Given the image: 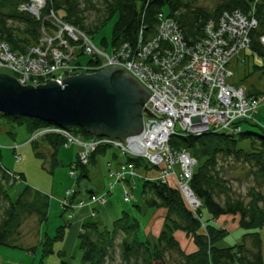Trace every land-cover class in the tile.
Returning a JSON list of instances; mask_svg holds the SVG:
<instances>
[{"label":"trees","instance_id":"16d2710c","mask_svg":"<svg viewBox=\"0 0 264 264\" xmlns=\"http://www.w3.org/2000/svg\"><path fill=\"white\" fill-rule=\"evenodd\" d=\"M32 1L0 0V41L9 44L16 54L26 53L32 46L42 45L44 33L53 31L50 23L44 19L39 20L30 13L20 10L22 6ZM107 1V15L104 20L119 15L113 33V49L126 44H136L141 30L144 31L146 39L156 35L159 14H165L166 9L168 10L166 15L176 21L185 41L191 45L201 42L206 37V26L209 22L219 23L225 13L240 11L245 16L251 13L256 15L258 26L251 32V48L247 51L259 55L264 60V47L260 41L261 36L264 35V0H221L213 10L201 6L202 0ZM69 5L67 1L64 6L60 0H47L46 14L54 10L66 24L79 29L91 38L94 30L85 32L82 22L73 19L75 11ZM9 21L20 24V27L9 25ZM80 58L87 57L81 55ZM86 60L85 63L93 64L91 59ZM249 96L261 97L257 94ZM11 122L26 125L30 134L52 127L37 119H15L0 114V128L4 123ZM70 131L86 141L94 138L82 128L76 127ZM8 133L15 136L11 130H8ZM239 136L256 137L253 138L251 153L247 154L239 149L236 140ZM39 140H45L52 147L56 164V153L61 147L66 146V139L61 135L44 136L31 142L36 150L39 148ZM170 145L174 151H187L197 161L191 189L201 202V209L193 212L177 189L158 181L143 180L145 192L149 189L153 194V198L147 202L148 206L153 211L161 209L166 211L163 228L154 243L147 239L149 236L146 234L144 235L146 238H142L140 221L127 213H124L112 228H101L96 221L88 222L84 224L79 235L83 263L104 264L106 261H113L116 252L119 251V257L124 264H166L167 253L174 251L181 257L182 264H264L262 241L259 235V230L264 227V197L253 191L252 201L248 205L232 199L221 203L217 201L216 192L222 188L216 175L220 158L244 161L254 166L257 174L264 180V136H252L250 133L244 134L243 131L237 135L225 132H209L201 136L175 135L171 138ZM106 150V147H99L91 154L89 164L93 163L92 159L96 155L103 154ZM37 155L40 156L39 153ZM2 157L0 150V176L5 182L1 193L8 203L7 218L0 225V247L22 249L13 243H15V235L19 234L16 233V229L21 226L23 214L35 215L41 223H44L48 219L50 200L47 195L30 186L25 187L16 200L11 199L10 189L23 177L17 175L19 181H12L8 174L10 171L2 165ZM130 162H133L137 169L146 165L141 160L129 158ZM76 165L78 169L82 168L78 183L89 179L88 165L82 166L79 161ZM144 168L151 170L148 165ZM136 208L139 209L140 206ZM63 210L64 214L68 212L66 208ZM204 211H207L208 216H204ZM225 216L239 218V226L245 231L244 240L249 236L253 237L252 249H248L245 243L226 248L218 246L228 234L225 228L217 225V220ZM68 226H61L56 236L48 237L46 243H41L39 247L42 248L43 260L55 253L54 244L64 239ZM177 232L185 233L193 241L196 251L186 253L175 236ZM119 236H122V239L119 246H116ZM39 247L28 250L36 255ZM58 255L61 264H72L64 251H59Z\"/></svg>","mask_w":264,"mask_h":264},{"label":"built area","instance_id":"2783aa9c","mask_svg":"<svg viewBox=\"0 0 264 264\" xmlns=\"http://www.w3.org/2000/svg\"><path fill=\"white\" fill-rule=\"evenodd\" d=\"M46 8L47 0H33L20 8L50 23L53 31L44 33L42 45L32 46L21 54L0 41V71H7L23 86H39L120 66L149 91L146 108L155 118H145L143 134L133 139L138 151L120 140L86 141L70 130L53 126L35 132L30 141L61 135L66 139V147L75 144L82 149L78 155L82 166L89 164L91 154L99 147L144 160L157 171L156 178L140 175L133 162L121 165L118 170L109 167L108 177L116 185L129 180L135 184L137 178L161 182L177 189L193 212L201 209L202 204L191 189L197 161L185 150L174 151L170 140L175 135L201 136L209 132L237 135L242 132L243 123L254 121L264 98L249 96L243 88L230 84L229 65L241 52L250 50L251 32L258 26L256 15L225 13L219 23L207 24L206 37L201 42L191 45L185 41L176 21L160 13L156 35L146 39L141 30L136 44L114 48L109 55L96 47L87 34L66 24L54 10L46 14ZM260 41L264 47V35ZM81 55L93 64L81 62ZM12 149L15 160L20 162V146ZM75 168L76 164L71 168L72 177L77 176ZM8 174L12 181H19L16 174ZM91 192L88 199L76 191H67L62 207L68 209L70 220L75 216L72 211L107 204L108 193ZM124 201L132 202L128 189ZM91 217L96 218L97 214L93 211Z\"/></svg>","mask_w":264,"mask_h":264},{"label":"rangeland","instance_id":"374dc122","mask_svg":"<svg viewBox=\"0 0 264 264\" xmlns=\"http://www.w3.org/2000/svg\"><path fill=\"white\" fill-rule=\"evenodd\" d=\"M69 2L70 7L74 8L75 14L74 20H80L85 27V32L94 30L91 38L96 47L107 52L109 55L113 52V33L114 28L118 22L119 15L116 14L104 20L107 15L106 9L108 6L107 0H60L61 4L65 6V3ZM221 0H202L201 6L208 10H213ZM69 8V7H68ZM77 12V13H76ZM165 14H168V10H165ZM104 20V22H103ZM10 22V21H9ZM9 25L13 27H20V24L10 22ZM97 26V27H96ZM87 58H81V62L85 63ZM237 65V66H236ZM233 67L234 76L229 79L230 84L238 88L246 90L247 94H257L264 98V60L257 54L249 55L246 62L243 64L238 62ZM0 73L8 74L7 71H0ZM0 150L2 152V165L13 174L23 175L25 180L17 182L9 191L11 199L16 200L22 193L25 187L30 186L43 194L48 196L50 200L48 219L41 223L39 218L35 215L23 214L21 226L16 229L15 243L18 248L0 247V264H61L58 252L60 247L65 245L66 241H58L54 244L55 253L43 260L42 248L36 255L30 253L28 249L38 246L41 243H46L48 237L53 238L56 236L58 229L64 226L68 222V213L63 214V209L60 202L65 199L66 193L69 190L76 191L83 197L86 195L90 199V193L92 188L96 186L98 189L103 188L102 191H95L96 194H101L110 190L111 195L108 200L111 201L115 207L120 210H128L127 212H138L137 219H139L142 226V238L145 239L143 231L146 230V224L148 217L153 216L151 213H155L156 218L162 214V209L153 211L148 206V200L153 198L152 192L147 189L145 192L144 181L136 179V186L132 188L128 182L120 183L116 186L115 181L109 180L107 176L106 165L102 160L106 159L99 156V164H89L88 169L90 172L89 179L85 182H79L78 178L80 173L82 174V168H75L76 177H72L71 168L77 161V155L80 151V147L75 144H71L68 147L63 146L59 149L57 155V162L55 164L52 152H54L45 140H39V148L36 150L31 143L32 134L29 133L26 125H17L11 123H4L0 128ZM11 130L15 137L8 133ZM242 131L244 134H252V136L263 137L264 136V103L259 108L258 112L254 116V121H248L242 124ZM7 132V133H6ZM253 138L247 136L242 138L237 137L238 147L245 153L252 152ZM20 146L18 153L22 156V160L17 162L14 157L13 147ZM40 154V156L37 155ZM125 159L124 156H122ZM127 160V159H126ZM104 161V160H103ZM143 164L148 165L144 160ZM143 165L138 168L139 171H146V173L157 174L154 169L146 170ZM216 175L219 179V183L222 186L217 190V201L223 203L227 199L240 202L243 205H248L252 201L251 193L254 191L261 194L264 197V180L257 174L256 168L244 161H237L234 159H219V166L216 169ZM132 182V180H129ZM5 182L0 176V225L7 218L8 203L4 200L1 190L4 189ZM126 185L128 191L132 194V202L126 203L124 201L123 186ZM113 186V187H112ZM134 186V185H133ZM134 190V191H133ZM141 206L142 209H138L135 205ZM149 210V211H148ZM204 216H208L207 211H204ZM222 218H225L224 220ZM217 220V225L221 228H225L228 234L218 244L221 248L233 247L237 244H246L248 249H252L253 237L249 236L244 240L245 231L239 226V218L233 216H225ZM69 227H67L68 229ZM70 232V229H68ZM259 235L262 241V250L264 256V227L259 230ZM144 233V234H143ZM148 234V233H147ZM156 232L152 229V233L148 240L152 243L156 240ZM149 235V234H148ZM147 236V235H146ZM176 238L179 241L182 249L186 253H190L189 250L194 248V243H188L189 237L183 232H177ZM187 238V240H186ZM122 236L118 237L116 246H119ZM41 242V243H40ZM39 245V246H40ZM119 250V248H117ZM30 253V254H29ZM74 264H80L79 249L75 254H72ZM42 261V262H41ZM166 264H182L181 257L174 251L167 253L165 258ZM104 264H124L120 257L119 251L116 252L113 261H106Z\"/></svg>","mask_w":264,"mask_h":264},{"label":"water","instance_id":"95a60500","mask_svg":"<svg viewBox=\"0 0 264 264\" xmlns=\"http://www.w3.org/2000/svg\"><path fill=\"white\" fill-rule=\"evenodd\" d=\"M150 96L120 66L39 86H23L0 73V114L37 119L63 130L82 128L95 139L120 140L135 151L133 139L143 134L144 119L155 118L146 108Z\"/></svg>","mask_w":264,"mask_h":264},{"label":"crops","instance_id":"0c3cea01","mask_svg":"<svg viewBox=\"0 0 264 264\" xmlns=\"http://www.w3.org/2000/svg\"><path fill=\"white\" fill-rule=\"evenodd\" d=\"M254 53L252 52H248V51H244L242 52L239 56L235 57L232 61H231V65H230V71L232 72V77L234 76V72H233V67L238 63V62H241V63H245L248 56L249 55H252ZM255 55V54H254ZM237 66V65H236ZM231 77V78H232ZM230 83V82H229ZM232 84V83H231ZM233 85V84H232ZM15 137V136H14ZM48 146L52 149V147L48 144ZM53 150V149H52ZM81 148H80V151L79 153L81 152ZM54 151V150H53ZM59 151V150H58ZM58 153V152H57ZM56 153V154H57ZM78 153V155H79ZM52 157L54 158V152H52ZM77 155V156H78ZM99 156L103 157V158H106V159H103L102 162L104 165H106V168H107V176H108V168L109 167H114L116 170L119 169V167L121 165H124V164H127L129 163V157L127 156H124L123 154L119 153L118 151L116 150H113V149H107L105 152H103V154H99V155H96L92 160H93V163L92 165H95V164H99L100 161H98V159H101V158H98ZM125 157V159H123V157ZM57 157V155H56ZM127 159V160H126ZM57 160V158H56ZM77 161H78V157H77ZM76 161V162H77ZM76 164V163H75ZM78 169V168H77ZM138 170V169H137ZM139 174L142 175V176H149V177H152V178H156L157 177V174L156 175H153L152 173H146V171L142 170V171H139ZM17 175V174H16ZM87 175L89 176L90 175V172H89V169H88V172H87ZM19 177H23L22 180H25V177L23 175H18ZM80 176H81V173H80ZM90 177V176H89ZM109 178V177H108ZM109 180L111 181V179L109 178ZM85 182V181H83ZM128 182L129 185H132L131 187L134 188L136 186V182L135 184L133 183V180L132 182H129V181H126ZM125 183V182H124ZM123 183V184H124ZM138 185V184H137ZM97 186V185H96ZM96 186H94V189L95 191H102L103 188H97ZM118 186V185H116ZM123 191L125 192V189H127V186L124 185L123 187ZM134 191V190H133ZM123 192V194H124ZM102 193H108L109 196L111 195V192L110 190L107 191L106 189V192H102ZM101 193V194H102ZM91 194H93L92 192L90 193V196ZM80 197L83 198V196L80 194ZM86 198V195L84 196ZM65 198V197H64ZM138 203V202H137ZM61 204V207H62V201L60 202ZM49 206H50V203H49ZM136 206H140L139 203L138 205H135ZM63 209V207H62ZM142 209L141 206L139 208V210ZM64 211V210H63ZM95 212L97 214V217L96 218H93L91 217V214L92 212ZM128 211V210H127ZM126 210H120L119 208L115 207L114 204L108 200L107 204L104 205V206H95V208H92V207H88L86 209H81V210H78V211H72L74 213V218L72 220L69 219V212H66L68 213V222L66 225H69L68 229H70V232L69 230L67 229L66 230V233H65V237L64 239L61 241V242H64L66 241V238L68 237V241L65 242V245H63V247L61 246L60 247V251H64L68 257V259L71 261L72 264L75 263L74 259L72 258V254H75L76 253V250L79 249V259L78 261L80 262V264H85L83 263L82 261V257H83V253L81 251V248H80V239H79V235H80V232H81V229L83 228L84 224L88 223V222H92V221H96L98 222V224H100L101 228H112L114 223L119 220L124 213H127L129 214L131 217L133 218H137V214L138 212L135 211V213L133 214V212H127ZM149 211V210H148ZM65 213V214H66ZM64 214V213H63ZM153 214L152 218L151 217H148V220H147V224H146V230H144V232L146 233L147 236H150L151 233H152V229L155 230L156 234L155 236H159L162 228H163V225H164V218H165V214H166V211L165 210H162V214H160L156 220L155 217V213H151ZM222 218V217H221ZM220 220H224L225 218H222ZM139 220V219H138ZM140 221V220H139ZM219 221V220H218ZM141 222V221H140ZM142 223V222H141ZM149 235H148V234ZM157 236V237H158ZM156 237V238H157ZM187 240V238H186ZM189 242H192L193 241L189 238ZM41 243V242H40ZM40 245V244H39ZM38 246H35V247H39ZM33 248V247H32ZM196 251V247L192 248L189 250L190 253ZM31 253V252H30ZM29 253V254H30ZM74 261V263H73Z\"/></svg>","mask_w":264,"mask_h":264}]
</instances>
